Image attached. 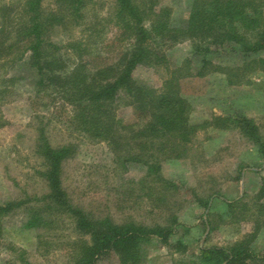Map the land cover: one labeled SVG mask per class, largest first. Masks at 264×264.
Here are the masks:
<instances>
[{
	"label": "trees",
	"instance_id": "1",
	"mask_svg": "<svg viewBox=\"0 0 264 264\" xmlns=\"http://www.w3.org/2000/svg\"><path fill=\"white\" fill-rule=\"evenodd\" d=\"M57 1L56 10H45L43 0H25L17 26L0 39V54L4 57L13 51L11 61L28 59L38 74V95H52L51 105L61 101L69 106V110L60 115L67 127L105 140L117 154L127 146L125 155H120L125 156V162L142 163L147 168L144 178L137 182L144 185L138 199L146 202L149 213L163 210L165 217L154 219L148 225L132 215L121 220L109 213L96 216L75 203L63 184V165L74 155L77 146L74 143L53 145L46 127L40 126L36 154L43 160L39 174L47 190L42 196L0 203V220L14 208L34 203L29 207L25 227L44 229L49 234V230L58 228L54 225L58 219L65 217L72 231L78 234L64 245L66 264H97L110 253L118 257L120 264H141L145 257V240L154 236L169 242L178 221L175 207L180 199L176 201L175 196H179L182 184L162 172V160L184 158L198 130L228 126L233 122L264 157V138L253 118L236 111L230 116L216 114L201 123H193L192 107L180 89V80L186 77L221 73L230 85H240L250 82L253 72H264V0H192L183 26L171 24L170 9L158 7L160 0H114L110 11L98 16L97 21H88L86 17V9L93 0ZM57 25L82 26L83 36L64 46L53 43L49 33ZM107 26L112 33L110 36L106 35ZM186 39L193 45V59L188 57L183 65L172 69L167 66L168 76L159 91L133 77L139 64L153 67L163 64L164 45ZM225 45L230 46L232 52H227L221 60H232L215 61L221 55L219 49ZM62 47L71 52L68 60L74 64L72 68L60 54ZM194 60L200 62L196 68ZM15 80V77L10 79ZM8 87L5 84L0 90L3 97ZM48 89H52L51 93ZM120 94L131 99L134 109L136 121L131 125L122 124V130L127 126L137 127L133 141L123 131H118L121 121L113 114L112 108ZM130 196L133 195L124 194L123 198L130 200ZM214 196L217 197V193L207 197L199 195L196 201L205 209V225L210 230L215 228L212 217L217 215L209 211ZM226 203L227 223H250V231L225 245L201 247L198 263L264 262V247L263 250L255 247L264 231V178L256 194L226 200ZM173 245L184 247L181 241ZM21 262L36 264L28 258ZM179 264L194 263L182 261Z\"/></svg>",
	"mask_w": 264,
	"mask_h": 264
},
{
	"label": "rangeland",
	"instance_id": "2",
	"mask_svg": "<svg viewBox=\"0 0 264 264\" xmlns=\"http://www.w3.org/2000/svg\"><path fill=\"white\" fill-rule=\"evenodd\" d=\"M24 1L0 0V39L7 34L6 31L17 26ZM191 1L160 0L158 7L169 8L171 24L183 26L189 16ZM113 3L114 0H93L86 9L87 20L97 21L98 16L110 11ZM43 5L45 10H56L59 3L57 0H43ZM105 29L106 35L110 36L109 26ZM83 32L82 26L65 28L57 25L49 33V39L64 46L68 41L82 37ZM164 46L166 58L161 66L139 64L133 71L138 82L158 91L168 76L166 67L181 66L194 53L190 39ZM16 48L20 53L19 45ZM69 51L62 47L60 54L72 68L74 64L68 60ZM219 51L221 55L215 61L226 63L232 60H221L227 52H232L230 46L225 45ZM2 56L0 54V90L5 84L9 87L4 97L0 94V203L42 196L46 192L47 186L39 174L43 160L36 154L39 127L45 126L53 145L74 143L77 146L74 155L63 165V184L75 203L96 216L109 213L116 220L129 215L148 225L154 219L163 220L165 211L149 213L146 202L138 199L144 185L137 182L144 178L147 168L142 163L125 162V156L120 155H125L128 147L124 146L121 154H117L105 140L67 127L61 122L60 115H64L69 106L61 101L51 105L52 95H38V74L28 59L11 61L13 51ZM193 63L196 68L200 62L194 60ZM11 77L16 80L10 81ZM250 78V82L240 85H230L221 73L182 78L181 94L192 107L191 121L201 123L216 114L230 116L240 111L256 121L264 138V72H253ZM51 90L48 89L49 93ZM131 105V99L120 94L112 109L115 118L121 121L118 131H123L133 141L137 127L127 126L122 130V124L131 125L136 121ZM227 125L198 130L184 158L162 160V172L182 184L179 196H175L176 201L180 199L175 207L178 221L169 242H162L154 236L145 240V257L141 264H179L182 261L199 264L197 256L201 247L225 245L250 231V223H227L226 200L259 191L264 178V157L255 144L240 134L236 123ZM214 192L219 197L214 196L210 201L209 211L217 214L212 217L215 228L210 230L205 225V209L196 201L199 195L207 197ZM124 194L133 196L126 200ZM33 205L14 208L0 220V264H22L24 258L36 264H66L68 257L64 245L70 237L78 234L72 231L65 217L58 219L54 224L58 228H52L49 234L44 229L25 227L29 207ZM177 241H181L184 247L180 249L173 245ZM255 247L263 250L264 231ZM250 263L264 264L261 260ZM97 264L120 263L118 257L110 253Z\"/></svg>",
	"mask_w": 264,
	"mask_h": 264
}]
</instances>
